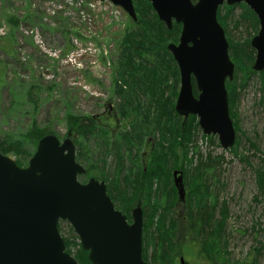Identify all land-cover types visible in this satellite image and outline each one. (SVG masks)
<instances>
[{
    "label": "rangeland",
    "instance_id": "rangeland-1",
    "mask_svg": "<svg viewBox=\"0 0 264 264\" xmlns=\"http://www.w3.org/2000/svg\"><path fill=\"white\" fill-rule=\"evenodd\" d=\"M231 6L226 29L237 41L250 39L254 32L249 21H241L234 28L243 8L239 4ZM224 13L223 9L221 14ZM132 20L124 9L110 1L0 0V138L22 139L28 134L32 138L34 125L46 134H56L60 140L69 135L74 142L79 136L74 137L68 130L69 114L93 116L103 126L104 118L111 119L113 128L115 122L128 124L129 119L121 121L118 116L113 90L121 40L134 27ZM258 73L251 74L246 86L238 90L236 125L240 138L236 154L230 151L232 147L222 148L216 134L196 132L193 146H187L186 154L183 147L178 148L180 158L167 165V180L154 181V188L157 184H173L172 172L177 169L182 171L188 192L198 185H208L209 197L218 201L215 219L225 216L221 211L226 208L220 250L227 264H264V182L259 186L256 179V170L264 167V74ZM140 99V107H149L148 96L140 94ZM150 110L152 116L155 110L153 107ZM95 134L80 136L82 145L89 151L90 162L105 161L110 176L115 168V154L105 148L102 136ZM152 140L151 135L145 136V144L139 147L145 170L153 166L154 159L165 158L167 154L165 149L150 153L155 146ZM25 143L30 152L27 156L7 154L18 159L21 166L27 165L36 148L32 139L25 138ZM100 165L101 162L80 181L94 177L106 184L103 178L96 177ZM167 194L164 192L157 199L168 208L161 207L158 215H168L173 220H165V232L171 227L170 222H174L175 232L171 230L169 240L175 264H179L180 256L189 264H210L200 241L187 240L186 204L171 203L172 197L166 199ZM141 203H133L131 211L137 205L142 209ZM59 226L69 243L67 250L76 256L81 248L76 234L65 222ZM190 236L196 237L191 233ZM165 238L152 245L151 252L154 248H167Z\"/></svg>",
    "mask_w": 264,
    "mask_h": 264
},
{
    "label": "water",
    "instance_id": "water-1",
    "mask_svg": "<svg viewBox=\"0 0 264 264\" xmlns=\"http://www.w3.org/2000/svg\"><path fill=\"white\" fill-rule=\"evenodd\" d=\"M110 1L136 19L133 0ZM160 21L170 29L181 24L178 43L167 44L179 69L180 85L174 109L183 117L195 115L206 135L216 134L220 146L230 148L235 131L229 115L226 78H233L217 9L244 2L258 18L251 38L255 49L251 65L264 69V0H149ZM192 78L197 95L193 93ZM86 173L76 161L69 135L42 136L26 166L0 152V264H79L65 251L58 221L66 220L79 237L92 264H147L142 257V209L131 211L132 221L116 209L104 181L78 176ZM179 200L184 199L182 173L172 172ZM179 264H189L183 257Z\"/></svg>",
    "mask_w": 264,
    "mask_h": 264
},
{
    "label": "trees",
    "instance_id": "trees-1",
    "mask_svg": "<svg viewBox=\"0 0 264 264\" xmlns=\"http://www.w3.org/2000/svg\"><path fill=\"white\" fill-rule=\"evenodd\" d=\"M133 4L136 20H132L134 27L126 31L121 40V54L118 68L115 71V89L113 90L117 100L115 108L118 116L120 120L129 119V122L128 124L119 122V125L118 122H115V128H113L112 122H109L111 119L106 121L104 118L101 121L104 123L103 126L93 116L73 114L67 116L68 130L72 131L74 137L79 136L74 139L77 146L76 160L82 161L86 169V176L80 175L79 179L84 181L89 174H92L93 169H97V164L101 162L102 168L98 169L99 174L96 177L106 181L110 199L115 207L127 216L128 221H130L133 203L142 201V257L148 264H175L174 257L170 254L171 244L169 240L172 237L171 230L175 232L174 222H170L171 227L165 232V220H173L168 215H162V217L158 215V210L161 207L163 210L168 209L158 203L157 200L164 192L168 193L165 195L166 199L172 197L171 203L186 204V228L196 236L193 238L188 232L185 235L189 238L186 239L191 243L194 240L200 241L201 249L208 254L210 264H227L224 262L226 259L221 256L222 251L220 250L226 208L224 207L221 211V215L225 216L218 220L215 219L218 201L216 202L212 197H209L210 188L208 185L204 187L198 185L195 187L197 191L190 189L189 192V187L186 185L188 189L185 188L187 193H185L183 202L179 201L176 188L171 182L157 184L158 187L154 188L155 180V183H161L162 178L167 180L169 176L167 165L170 164V161L175 163L177 158H180L177 153L178 148L183 147V154L185 155L187 146L190 148L193 146L196 132H200L202 135V131L194 115H189L183 123V118L174 110V102L179 88V71L167 44L177 40L180 24L173 22L171 29H168L158 19L149 0H133ZM239 5L243 8V12L240 14V19L234 23V28H237L241 21L247 20L255 33L258 26L255 14L244 3ZM232 8L233 6L224 4L217 10V19L225 29ZM223 9L225 13L221 14ZM225 34L229 44V56L235 65L233 79L226 81V88L229 114L233 119L236 132V141L230 151L236 154L240 138L237 135L240 130L236 125L238 90L246 86L247 79L251 74H255L251 69L255 51L250 47V39L237 41L227 29ZM258 74L263 75L264 72ZM192 86L196 95L197 90L193 79ZM140 94L148 96L146 103L149 107H140ZM262 103H264V97ZM151 107L155 110L152 116ZM139 111H141V115ZM31 131H33L32 138L29 137V134L24 135L22 139L0 138V152L6 155L8 153L17 156L28 155L30 152L26 150L25 138L32 139L34 146H36L37 141L47 133L41 128L34 127V125ZM93 132L96 133L95 135L102 136L105 148L115 154V168L110 176L108 175L109 171L104 167L105 161L90 162L88 160L89 151L84 150L82 145L80 138L87 137ZM147 135L153 137L152 142L155 145L150 148V153L156 152L158 149H165L167 154L165 158H159L160 160L154 159L153 166L151 168L146 167L145 170L142 163L143 152L140 151L139 147L142 143L145 144L144 137ZM203 137L207 138L204 135ZM98 157L97 154L96 159ZM15 161L22 165L18 159ZM256 174L258 185L261 186L264 182V167L257 169ZM147 210H149V214H147ZM156 219L157 222L155 223L154 220ZM163 236H166L167 248L166 246L161 249L154 248L151 252L152 248L150 247L154 246ZM64 242L67 250L69 243L65 238ZM74 257L79 264H91L87 257V251L81 248Z\"/></svg>",
    "mask_w": 264,
    "mask_h": 264
},
{
    "label": "flooded vegetation",
    "instance_id": "flooded-vegetation-1",
    "mask_svg": "<svg viewBox=\"0 0 264 264\" xmlns=\"http://www.w3.org/2000/svg\"><path fill=\"white\" fill-rule=\"evenodd\" d=\"M180 28H181V25H180ZM178 39H179V36H178ZM178 39L176 40V43L178 42Z\"/></svg>",
    "mask_w": 264,
    "mask_h": 264
}]
</instances>
